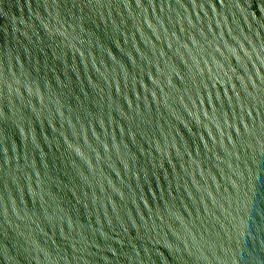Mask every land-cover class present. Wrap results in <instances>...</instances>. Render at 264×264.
<instances>
[{
  "label": "water",
  "instance_id": "obj_1",
  "mask_svg": "<svg viewBox=\"0 0 264 264\" xmlns=\"http://www.w3.org/2000/svg\"><path fill=\"white\" fill-rule=\"evenodd\" d=\"M0 264H264V0H0Z\"/></svg>",
  "mask_w": 264,
  "mask_h": 264
}]
</instances>
